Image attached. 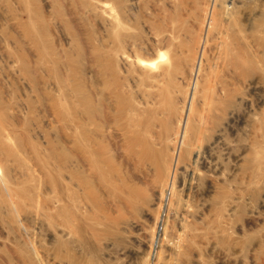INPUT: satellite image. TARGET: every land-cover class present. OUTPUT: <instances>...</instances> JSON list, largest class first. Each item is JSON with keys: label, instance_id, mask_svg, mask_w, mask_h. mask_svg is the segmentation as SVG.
<instances>
[{"label": "rangeland", "instance_id": "374dc122", "mask_svg": "<svg viewBox=\"0 0 264 264\" xmlns=\"http://www.w3.org/2000/svg\"><path fill=\"white\" fill-rule=\"evenodd\" d=\"M0 264H264V0H0Z\"/></svg>", "mask_w": 264, "mask_h": 264}]
</instances>
